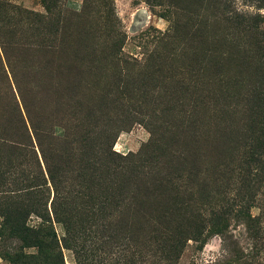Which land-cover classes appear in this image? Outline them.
<instances>
[{
    "label": "rangeland",
    "instance_id": "1",
    "mask_svg": "<svg viewBox=\"0 0 264 264\" xmlns=\"http://www.w3.org/2000/svg\"><path fill=\"white\" fill-rule=\"evenodd\" d=\"M260 97L264 0H0V264H264Z\"/></svg>",
    "mask_w": 264,
    "mask_h": 264
},
{
    "label": "trees",
    "instance_id": "2",
    "mask_svg": "<svg viewBox=\"0 0 264 264\" xmlns=\"http://www.w3.org/2000/svg\"><path fill=\"white\" fill-rule=\"evenodd\" d=\"M254 23H260V19L256 18ZM251 116L253 117H251L247 122V128L245 129V133H243L244 135L241 140H244V144H248L251 148L249 149V165H252L253 161V165L257 167V169H261L262 173H264V97H260L254 100L253 105L251 106ZM22 123L23 129L20 133V136L24 138L26 137V123L24 121V118L22 120ZM19 213L20 215L16 217L17 223H15L17 225V231L21 232L22 230L19 225L22 224V221L24 223V219H26L27 215L26 213H22V211L20 210Z\"/></svg>",
    "mask_w": 264,
    "mask_h": 264
}]
</instances>
